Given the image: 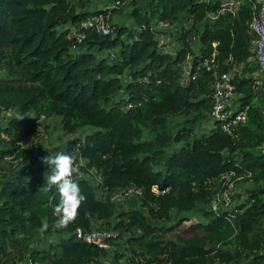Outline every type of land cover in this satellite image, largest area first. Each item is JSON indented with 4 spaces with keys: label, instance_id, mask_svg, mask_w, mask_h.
<instances>
[{
    "label": "trees",
    "instance_id": "16d2710c",
    "mask_svg": "<svg viewBox=\"0 0 264 264\" xmlns=\"http://www.w3.org/2000/svg\"><path fill=\"white\" fill-rule=\"evenodd\" d=\"M91 1L0 0V114L19 112L0 123V264L26 257L48 264H107L119 245L128 250L129 264L136 256L143 264H264V83L253 74L257 63L251 65L252 3L210 20L206 14L217 6L212 1L130 0L134 24L115 23L105 34L82 25L106 10L91 9ZM165 21H178L175 52L160 47L157 34L164 31L155 25ZM73 29L85 34L81 40ZM215 49L216 68L233 71L238 100L250 105L247 121L233 133L219 122L200 130L212 111L214 69L204 60ZM188 58L189 79L182 83ZM54 114L68 132L91 126L69 138L62 152L75 158L73 179L87 198L75 222L59 230L51 227L58 193L55 187L43 191L51 169L41 160L56 153L30 140L41 118ZM171 115L176 123H170ZM232 169L251 172V185L237 206L241 211L229 219L209 205L222 175ZM129 184L142 190L139 205L120 208L111 196ZM175 210L181 215L174 223L161 222ZM190 213L199 216L192 228L203 233L166 236ZM44 223L50 225L46 235H65L34 247ZM97 225L119 231L113 249L77 236L79 227Z\"/></svg>",
    "mask_w": 264,
    "mask_h": 264
},
{
    "label": "built area",
    "instance_id": "2783aa9c",
    "mask_svg": "<svg viewBox=\"0 0 264 264\" xmlns=\"http://www.w3.org/2000/svg\"><path fill=\"white\" fill-rule=\"evenodd\" d=\"M130 0H114L111 7H119L122 4ZM207 2H215L217 6L214 9L208 10L206 18L215 20L222 13L232 11L235 13L242 2L250 1L253 5L252 17L248 20V29L253 35L251 42V50L253 52V59L259 66L260 71L264 72V0H205ZM110 8V7H109ZM112 9V8H110ZM168 24V22H166ZM83 26H94L98 31L102 33H112L115 30V22L111 19L109 10L100 11L90 17H88L83 23ZM169 25V24H168ZM179 30V27H176ZM73 33L81 38L85 35L82 31ZM218 40L213 42L216 47ZM160 47L166 51L175 52L170 43L166 42L163 38H160ZM216 49L212 52L211 57H207L204 60V64L213 68V78L211 80L212 87V121L219 122L220 126L227 132L233 133L236 127L245 123L249 115V104H243L238 100V97L234 99L236 92V83L233 81V71L225 70L219 71L216 62ZM183 74L181 76V82L187 83L190 74L191 60L186 59L182 63ZM264 80V79H263ZM261 78L257 79L259 85L263 84ZM251 175V172H238L236 169L226 171L222 175V186L219 191L214 195L209 208L216 214L221 212H227L229 219H233L238 211L237 206L240 202L237 201L236 191L238 183L244 179H247ZM98 179V178H97ZM100 181L99 180L97 182ZM154 189L159 191L157 185ZM167 189H163L162 192ZM142 190L135 184H129L124 187L118 188L114 191L111 199L120 206L119 202L130 195L138 197ZM119 235V231L113 228L101 227L99 225L91 228L88 231H84L81 227L77 229V236L83 238L89 242H92L103 249H113V239ZM107 264H115L110 258L105 260ZM15 264H48L43 260H32L26 257L24 260L17 261Z\"/></svg>",
    "mask_w": 264,
    "mask_h": 264
},
{
    "label": "rangeland",
    "instance_id": "374dc122",
    "mask_svg": "<svg viewBox=\"0 0 264 264\" xmlns=\"http://www.w3.org/2000/svg\"><path fill=\"white\" fill-rule=\"evenodd\" d=\"M113 3H114V0H92L91 1V9L109 10L110 14H111V19L115 23L124 22V23H128L130 25H133L134 20L130 16V11L133 7L131 1H127L126 3L122 4L119 7H111V5ZM109 7L112 9H110ZM166 22H168V21L160 22V23H157L155 25L156 29L164 31V32H159L157 34V36L159 38H163L166 42L170 43V45L172 46L173 49H177L180 46V42L177 39V35L179 34V30L176 29V27L178 25V21H174L171 23L168 22L169 25ZM203 27H204V25H202V28ZM199 43H200V40H199V36H198V38H196L193 42V45L196 49H198ZM111 51L115 52L116 49L114 48ZM103 52L109 53L110 50L106 49ZM254 64H255V60L252 57L251 58V65H254ZM1 71L2 70H1V65H0V72ZM253 74L257 75L262 80L264 79V72L260 71L259 68H257L253 72ZM233 96H234L233 100L235 101V99L237 98V94L235 93ZM12 114L19 115V112L16 111L15 109H10V110L0 114V123H5L8 119V116L12 115ZM182 118H183V116H182ZM169 121L171 124L176 123V116L175 115L169 116ZM214 125H215V123L212 121V118L210 116V118L206 122H204V124L200 125V130L201 131H210V129ZM174 128H176V126ZM90 129H91V126H86L85 128H78L77 130H75L73 132H68L63 127L61 116L54 114L51 117H42L41 118L38 131L31 136L30 140L32 143L37 142V141L42 142L44 146L50 147L51 151L53 153L57 154V153L63 152L64 148L66 147V145H65L66 141L69 138L82 135L85 133L86 130H90ZM75 167L77 168V166H75ZM49 174H51V173L49 172L47 175H49ZM95 174L96 173H93L92 176ZM97 176L98 175H95V178H98V179H94V182H96V183L99 180V176L98 177ZM250 185H251V181L248 179H244L238 183V188H237V191L235 194L238 202L245 201L247 199L246 190ZM136 199H137L136 196L130 195L129 197H126L125 199H123L119 202V204H120L119 207L120 208L137 207L139 205V203L136 201ZM179 215H181V213L175 210L173 212V218L171 220H164L161 222L165 223V224L174 223L175 220L178 219ZM189 215H190V218L182 221L173 230L168 232L166 234V236L173 237V238L177 239V238L191 237L195 232L203 233V230H201V229L196 230V229H193L191 226V224L193 222H196L199 219V216L195 213H190ZM40 232L38 234H36L34 239L32 240L33 245H36L38 243V245L40 244V246H41L45 243L46 246H48L49 242H50L49 239L57 238L58 236H61L63 234L65 235V233H63V234L55 233V235H46L45 233H43L42 237L40 238V236L42 234ZM39 238L41 239V241ZM38 239H39V241L36 243V241ZM117 251H121L119 253L118 258H116ZM262 252H263V250H262ZM123 253H124V255H123ZM127 255H130V254L128 253V250L125 249V246L119 245L118 250L117 249H115V251L113 250L111 252L110 256H108V258H110V260L113 261V259L115 257V259H116L115 261L117 264H129L130 261L126 259ZM138 259L140 260V262H138ZM132 262L133 263H131V264H143L144 260H142L139 256H136V260H134ZM154 263L157 264L158 262H154ZM229 264H248V261L247 260H244V261L241 260L239 262L238 261L237 262H231Z\"/></svg>",
    "mask_w": 264,
    "mask_h": 264
},
{
    "label": "clouds",
    "instance_id": "9594fccd",
    "mask_svg": "<svg viewBox=\"0 0 264 264\" xmlns=\"http://www.w3.org/2000/svg\"><path fill=\"white\" fill-rule=\"evenodd\" d=\"M41 160L51 169V174L45 177L46 184L43 185V191L48 193L55 187L59 197L53 207L56 220L51 227L57 230L67 228L78 218L79 209L87 198L81 192L79 184L73 179L78 171L75 167V158L61 152L55 156H44ZM49 227L48 223H44L41 233L43 234Z\"/></svg>",
    "mask_w": 264,
    "mask_h": 264
},
{
    "label": "crops",
    "instance_id": "0c3cea01",
    "mask_svg": "<svg viewBox=\"0 0 264 264\" xmlns=\"http://www.w3.org/2000/svg\"><path fill=\"white\" fill-rule=\"evenodd\" d=\"M40 233H41V232H40ZM42 235H43V234H41L40 238L42 237ZM40 238H39V239H40ZM39 239L36 241V243L39 241ZM52 239H53V238L49 239V241H51ZM42 240H43V239H42ZM45 240H46V239H45ZM45 240H44V241H45ZM40 241H41V239H40ZM36 243H35V244H36ZM32 245H33V244H32ZM33 246H34V247H39V248L47 247L45 243H44L43 245H41V246H40V244L38 245V243H37L36 245H33Z\"/></svg>",
    "mask_w": 264,
    "mask_h": 264
}]
</instances>
